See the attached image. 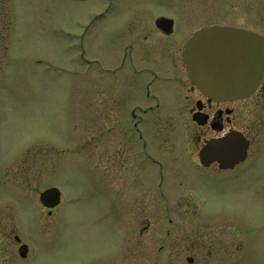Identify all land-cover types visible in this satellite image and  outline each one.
Returning <instances> with one entry per match:
<instances>
[{
    "label": "flooded vegetation",
    "instance_id": "obj_1",
    "mask_svg": "<svg viewBox=\"0 0 264 264\" xmlns=\"http://www.w3.org/2000/svg\"><path fill=\"white\" fill-rule=\"evenodd\" d=\"M211 3L217 4V0H210ZM182 9L184 21L174 14L158 16L150 23L158 37L153 42H166L178 34L177 28L181 29V25L183 30H190L188 36L182 33L176 40L181 39V42L174 41L176 43L167 49L174 54L179 52V55L169 58L159 55L157 58L163 65L165 76L133 69L140 81L139 86L142 84L143 87V92L140 87L135 88L139 100L124 102V111L114 119H108L105 117L117 108L110 107L108 98L104 97L99 104L102 117L85 120L87 134L83 140V153L85 156L88 153L86 157L96 169L89 159L93 150L96 152L99 148L95 156L99 175L96 192L104 206L108 203V210L119 227L107 232L94 222L91 229L82 232L81 237L68 233V244H75V248H70L51 264H261L260 254L255 252L264 251L261 244L264 240V216L260 215L262 219L254 216L261 223L250 226L249 216L246 220H235L202 214L201 210L206 204L202 196L213 190L211 186L217 181L216 177L223 181L226 179L223 176L229 172L244 177L249 174L264 176V167L255 166L264 157V150H258V142L264 143V68L249 97L220 102L206 98L188 79L182 59L184 43L193 32L204 27L218 25L246 29L220 22L228 21L227 16L229 18L230 15L227 13L222 14L224 20H203L201 16L217 13L201 11L203 9L191 13L193 20L187 22L183 4ZM98 14L89 25L96 23L97 19L109 18L111 12ZM211 20L214 22L206 23ZM126 25L129 33L136 37L134 42H143L146 36L143 38L140 32L137 33L135 23L132 21ZM86 54L85 48L77 52L84 66L96 68L97 63L88 61ZM118 67L110 72L102 67L97 69L116 75L121 69L120 65ZM142 74L150 81L143 83L139 76ZM153 84L159 91H154ZM166 90H169V99L179 98L178 105L175 107L171 103L167 112L154 119V114L162 106V92ZM116 99L115 104L119 106ZM154 122L163 124L156 138ZM175 129L182 133L176 135ZM231 131L239 133L247 142L245 159L226 170L216 162L203 166L199 161L203 145ZM107 141V144L114 143L113 148L104 146ZM20 158L13 162L16 166H4L0 170V187L5 192L0 200V264H28L34 258L35 248L51 245L53 250L54 243H58L57 231L61 222L67 219L68 209L84 203V198L77 192L63 194L53 186L41 189V185L31 181L32 167H24ZM5 163L8 165L9 161ZM50 189L56 190L52 197L41 201V194ZM256 207L258 211L263 209ZM25 212L29 216H25ZM24 217L28 220V230L34 229V235L41 238L38 243L34 244L31 239V231L26 234L28 237L22 235L23 227L26 228ZM100 218V222L104 221V212Z\"/></svg>",
    "mask_w": 264,
    "mask_h": 264
},
{
    "label": "rangeland",
    "instance_id": "obj_2",
    "mask_svg": "<svg viewBox=\"0 0 264 264\" xmlns=\"http://www.w3.org/2000/svg\"><path fill=\"white\" fill-rule=\"evenodd\" d=\"M182 4L187 11V22L193 20L191 13L217 12L201 16L203 20H224L222 14L227 13L230 15L228 21L220 22L237 24L264 38V0H217V4H210V0H0V170L4 166H16L13 162L21 157L24 167H32L31 181L41 185V189L53 186L63 194L77 192L84 198L83 204L68 209L67 219L57 229L58 243H54L53 250L51 245L35 248L34 258L28 264L58 261V256H64L67 250L76 246L68 244V233L81 237L94 222L107 232L119 227L108 210V203L104 206L96 192L99 175L95 156L99 148L92 154L89 151L92 155L89 154V160L96 169L89 163L88 153L86 156L83 153V140L87 134L85 120L102 117L99 104L104 97L108 98L110 107L117 108L108 117L104 116L108 119H114L124 111V102L139 100L135 88L140 87V81L133 69L165 76L157 58L159 55L166 58L179 55V52L174 54L167 49L173 43L181 42V39L176 40L182 33L188 36L190 30H183L181 25V29L176 30L178 34L166 42H153L158 37L150 23L158 16L174 14L184 21ZM200 9L203 10L198 11ZM104 11L111 12L109 18L97 19L89 25ZM132 21L137 33L140 32L143 38L146 36L143 42H134L136 37L129 33L126 23ZM82 48L88 54L87 60L97 63L96 68L86 67L80 61L77 52L80 53ZM119 65L121 69L116 75L97 69L102 67L110 72ZM139 76L143 83L150 79L146 80L145 74ZM152 87L159 91L157 85ZM140 88L143 92L142 84ZM162 96L161 109L154 114V119L167 112L171 103L175 107L178 105V97L169 99V90L162 92ZM115 97L119 106L115 104ZM162 128V123L154 122L155 138ZM175 133L182 132L175 129ZM258 143V150L263 151L264 143ZM104 146L113 148L114 143ZM6 161H9L8 165ZM259 163L255 166L264 167V157ZM229 173L223 176L226 178L223 181L216 177L217 181L211 186L213 190L202 196L206 204L201 213L235 220H246L249 216L250 226H258L261 222L254 216L258 215L260 219V215L264 216V176L249 174L244 177ZM4 194L0 187V200ZM256 205L263 209L258 211ZM103 212L105 219L100 222ZM25 216H29L28 212ZM23 220L26 228L23 227L22 235L28 237L26 234L31 230H28V220L25 217ZM34 232L33 229L31 239L35 244L41 238ZM261 244L264 248L263 239ZM255 254H260V263L264 264V251Z\"/></svg>",
    "mask_w": 264,
    "mask_h": 264
},
{
    "label": "water",
    "instance_id": "obj_3",
    "mask_svg": "<svg viewBox=\"0 0 264 264\" xmlns=\"http://www.w3.org/2000/svg\"><path fill=\"white\" fill-rule=\"evenodd\" d=\"M188 77L199 91L213 101L248 97L264 68V40L256 34L234 28L210 27L196 31L183 47ZM247 142L236 132L205 143L199 153L203 166L217 162L231 169L243 161ZM53 190L41 195L51 198Z\"/></svg>",
    "mask_w": 264,
    "mask_h": 264
}]
</instances>
